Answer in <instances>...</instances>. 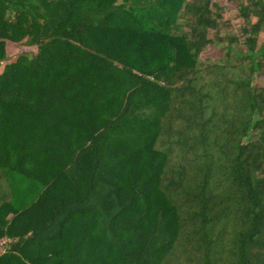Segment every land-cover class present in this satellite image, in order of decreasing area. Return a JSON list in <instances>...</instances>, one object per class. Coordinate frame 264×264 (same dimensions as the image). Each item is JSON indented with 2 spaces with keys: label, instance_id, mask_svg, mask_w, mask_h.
<instances>
[{
  "label": "trees",
  "instance_id": "1",
  "mask_svg": "<svg viewBox=\"0 0 264 264\" xmlns=\"http://www.w3.org/2000/svg\"><path fill=\"white\" fill-rule=\"evenodd\" d=\"M230 1L241 34L216 0H0V264H264V0Z\"/></svg>",
  "mask_w": 264,
  "mask_h": 264
},
{
  "label": "rangeland",
  "instance_id": "2",
  "mask_svg": "<svg viewBox=\"0 0 264 264\" xmlns=\"http://www.w3.org/2000/svg\"><path fill=\"white\" fill-rule=\"evenodd\" d=\"M219 5L223 8L225 20L231 23V26L228 28L229 31L241 34L240 25L243 23L242 16L240 14V7L237 3L230 0H216ZM261 40H264V33L261 36ZM35 50V48L25 47L19 44L9 43L8 45V56H16L18 53H21L25 50ZM221 55V49L218 45H211L205 52H203L204 58H213L216 59Z\"/></svg>",
  "mask_w": 264,
  "mask_h": 264
},
{
  "label": "built area",
  "instance_id": "3",
  "mask_svg": "<svg viewBox=\"0 0 264 264\" xmlns=\"http://www.w3.org/2000/svg\"><path fill=\"white\" fill-rule=\"evenodd\" d=\"M12 240L10 238H4L0 240V251H5L7 245L11 242Z\"/></svg>",
  "mask_w": 264,
  "mask_h": 264
},
{
  "label": "crops",
  "instance_id": "4",
  "mask_svg": "<svg viewBox=\"0 0 264 264\" xmlns=\"http://www.w3.org/2000/svg\"><path fill=\"white\" fill-rule=\"evenodd\" d=\"M0 253H1V251H0Z\"/></svg>",
  "mask_w": 264,
  "mask_h": 264
}]
</instances>
